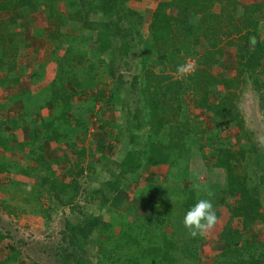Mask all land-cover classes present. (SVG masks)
<instances>
[{"label": "trees", "instance_id": "trees-1", "mask_svg": "<svg viewBox=\"0 0 264 264\" xmlns=\"http://www.w3.org/2000/svg\"><path fill=\"white\" fill-rule=\"evenodd\" d=\"M140 1L0 0V177L32 181L0 182L3 208L47 225L59 207L76 211L60 231V264H199L204 234L191 236L183 218L205 198L217 220L220 205L235 208L209 264H264V238L252 234L264 209V153L236 104L249 86L264 122V0H158L145 35L144 15L129 5ZM40 11L49 30L35 36L50 44L55 72L34 93L21 85L43 82L46 63L33 58L23 32L11 30L8 14ZM69 23L80 29L68 30ZM186 60L194 62L191 72L175 78ZM188 96L192 108L211 113L210 130L193 119ZM90 127L95 142L87 147ZM230 127L235 144L224 135ZM121 139L126 151L113 160ZM71 142L74 161L46 152ZM95 153L101 170L112 167L81 205L78 177ZM60 164L63 181L54 168ZM146 165L166 167L161 184L138 186ZM95 169H88L92 179ZM128 189L131 200L120 211L125 200L114 196ZM93 204L96 212L88 211ZM7 239L0 231V264H27L19 250H6Z\"/></svg>", "mask_w": 264, "mask_h": 264}, {"label": "rangeland", "instance_id": "rangeland-1", "mask_svg": "<svg viewBox=\"0 0 264 264\" xmlns=\"http://www.w3.org/2000/svg\"><path fill=\"white\" fill-rule=\"evenodd\" d=\"M242 3L249 4L252 2H257L260 0H239ZM158 0H141L139 3H130V7L136 9L141 12L145 17V25L143 28V34H146L147 24L150 18L151 12L154 10ZM58 9H62V5L58 4L56 6ZM173 11L176 15V8H173ZM8 18L12 20V31H21L25 35V39L27 43L31 46V52L33 58L37 61H45L46 67L43 74V82L31 84L30 79L26 82L24 81L21 85V88L29 87L34 93L38 92L40 88L50 82L54 76L55 72V64L50 61L49 55L51 52V46L48 42L43 38H37L35 36L37 29H44L46 32L49 30V24L45 21L43 13L37 12L31 16H22L17 12H13L8 14ZM80 26L77 23H69L68 30H72L76 32L79 30ZM90 48V45H89ZM193 63V61H189V63ZM228 62H232V59L228 60ZM188 61L186 60V66L182 71V74H174V77L179 79L181 76H186L191 72V68L188 67ZM192 66V68H193ZM231 67V66H230ZM128 78V75H125ZM5 102V93L0 90V105ZM187 104L190 108V114L193 119L196 120L200 125H203L206 130L211 129V113L207 110H196L192 108L191 101L189 96L186 99ZM236 104L238 105V109L241 112V115L245 121L246 129L252 135L249 136L251 142L260 153H264V122L262 118L261 110L259 109L257 97L254 92L251 91L249 86H245L242 90L239 99H237ZM120 106L116 108V116H120L119 113ZM41 113L43 117H50V110L46 107L42 108ZM120 121L121 118L119 119ZM93 128L90 127L89 131L84 134L85 136V146L93 145L94 138L92 136ZM224 135H229L231 141L235 144V136L237 135V128L230 127ZM18 137L21 135L18 133ZM244 141V140H243ZM54 145L49 144L48 148H46V152L49 155H63L67 154L68 157L74 161L75 152L78 150V147L74 142L69 144H61L60 151L55 153L53 151ZM126 149L124 147V140L121 139V142H116L113 147V160H120ZM264 156V154H263ZM264 158V157H263ZM98 161V154L95 153L92 157L86 158L83 168L84 172L78 177V181L80 187L83 188V191L80 197L77 199V203L81 205L84 204V200L86 199V194L90 192L91 189L96 188L98 186V182L102 179H107V172L110 170L112 165H109L104 170L100 169V164L96 163ZM110 164V163H109ZM61 165V164H60ZM89 165H91L89 167ZM63 165L61 168H55V172L60 176V179L63 181L65 177H63ZM95 167L96 177L92 179L91 172L88 171L89 168ZM203 168L205 169L204 165ZM166 170L165 166L159 165H146L140 171L139 177V187H143L146 183L153 182L157 184H161L163 181L164 172ZM204 174H201L198 178L200 181L206 180V171H203ZM11 172H6L2 177H0V182L5 183L8 177H13V179H17L19 181L24 182H32L31 180L14 176ZM130 187V186H129ZM130 189L127 192H120L114 197L121 198L125 200L122 202V207L118 210L125 211L124 205L129 204L127 201L131 200ZM3 196L0 195V231L4 234L8 235L7 240H5L6 250L13 248V250H19V254L21 258H23L27 264L32 261L40 262V264H60L57 260L55 251L58 246L61 245L60 241V231L64 227V221L70 220L71 222H75L76 220V211L72 212L67 208V206L59 207L57 212L51 214L48 225L39 217L35 215H31L28 213L18 212L17 215H11L3 208L2 204ZM87 205V203H86ZM91 207H87L88 211H94L96 204L90 205ZM128 206V205H127ZM235 208L230 204L220 205L219 207V218L217 222L213 225L211 229L204 233V242L201 250V260L199 264H209L214 255L217 253V249L221 243L220 232L222 226L227 222L229 215L234 212ZM105 217L104 219H106ZM108 219V218H107ZM264 209L261 212V219L258 224L252 230L253 238H264Z\"/></svg>", "mask_w": 264, "mask_h": 264}, {"label": "clouds", "instance_id": "clouds-1", "mask_svg": "<svg viewBox=\"0 0 264 264\" xmlns=\"http://www.w3.org/2000/svg\"><path fill=\"white\" fill-rule=\"evenodd\" d=\"M217 221L216 212L209 199L200 198L186 211L183 224L193 237L203 235Z\"/></svg>", "mask_w": 264, "mask_h": 264}, {"label": "built area", "instance_id": "built-area-1", "mask_svg": "<svg viewBox=\"0 0 264 264\" xmlns=\"http://www.w3.org/2000/svg\"><path fill=\"white\" fill-rule=\"evenodd\" d=\"M192 66H193V63H191V62L189 63V61H188L187 68L190 67L192 69Z\"/></svg>", "mask_w": 264, "mask_h": 264}, {"label": "crops", "instance_id": "crops-1", "mask_svg": "<svg viewBox=\"0 0 264 264\" xmlns=\"http://www.w3.org/2000/svg\"><path fill=\"white\" fill-rule=\"evenodd\" d=\"M144 214H145V216H147L148 215V211L145 210Z\"/></svg>", "mask_w": 264, "mask_h": 264}]
</instances>
